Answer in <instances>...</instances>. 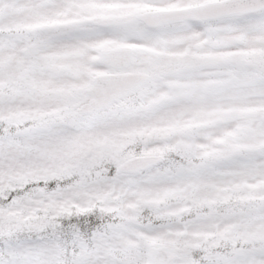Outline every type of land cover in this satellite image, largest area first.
<instances>
[{
	"label": "snow or ice",
	"instance_id": "snow-or-ice-1",
	"mask_svg": "<svg viewBox=\"0 0 264 264\" xmlns=\"http://www.w3.org/2000/svg\"><path fill=\"white\" fill-rule=\"evenodd\" d=\"M0 264H264V0H0Z\"/></svg>",
	"mask_w": 264,
	"mask_h": 264
}]
</instances>
